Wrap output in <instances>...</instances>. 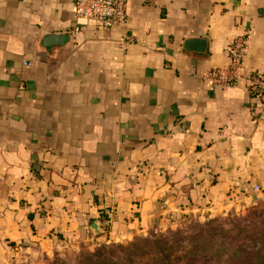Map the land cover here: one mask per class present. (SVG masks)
<instances>
[{
	"label": "crops",
	"instance_id": "1",
	"mask_svg": "<svg viewBox=\"0 0 264 264\" xmlns=\"http://www.w3.org/2000/svg\"><path fill=\"white\" fill-rule=\"evenodd\" d=\"M127 14L104 29L75 0H0L1 255L264 196V107L243 78L208 76L244 28L243 72L264 71V0H128Z\"/></svg>",
	"mask_w": 264,
	"mask_h": 264
},
{
	"label": "rangeland",
	"instance_id": "2",
	"mask_svg": "<svg viewBox=\"0 0 264 264\" xmlns=\"http://www.w3.org/2000/svg\"><path fill=\"white\" fill-rule=\"evenodd\" d=\"M0 264H264V196L122 239L0 254Z\"/></svg>",
	"mask_w": 264,
	"mask_h": 264
},
{
	"label": "built area",
	"instance_id": "3",
	"mask_svg": "<svg viewBox=\"0 0 264 264\" xmlns=\"http://www.w3.org/2000/svg\"><path fill=\"white\" fill-rule=\"evenodd\" d=\"M128 0H75L77 17L93 21L97 26L109 29L123 26L128 18ZM251 30L244 28L236 35L229 46L228 63L215 68L208 76L215 86H230L243 78L249 94L264 107V71L243 72V63L248 54ZM131 41L130 36H125ZM256 190L258 186H254ZM110 220L107 222L109 223Z\"/></svg>",
	"mask_w": 264,
	"mask_h": 264
},
{
	"label": "trees",
	"instance_id": "4",
	"mask_svg": "<svg viewBox=\"0 0 264 264\" xmlns=\"http://www.w3.org/2000/svg\"><path fill=\"white\" fill-rule=\"evenodd\" d=\"M102 219L107 222L109 220L108 214L107 213H103L102 214Z\"/></svg>",
	"mask_w": 264,
	"mask_h": 264
},
{
	"label": "water",
	"instance_id": "5",
	"mask_svg": "<svg viewBox=\"0 0 264 264\" xmlns=\"http://www.w3.org/2000/svg\"><path fill=\"white\" fill-rule=\"evenodd\" d=\"M92 227H93L95 230H97V229H98V225H97V223H94V224L92 225Z\"/></svg>",
	"mask_w": 264,
	"mask_h": 264
}]
</instances>
